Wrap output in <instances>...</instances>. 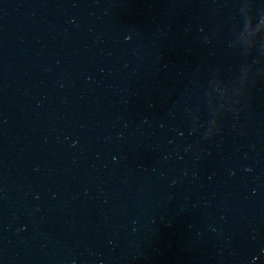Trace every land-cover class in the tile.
<instances>
[{
	"label": "water",
	"instance_id": "1",
	"mask_svg": "<svg viewBox=\"0 0 264 264\" xmlns=\"http://www.w3.org/2000/svg\"><path fill=\"white\" fill-rule=\"evenodd\" d=\"M0 264H264V0H0Z\"/></svg>",
	"mask_w": 264,
	"mask_h": 264
}]
</instances>
